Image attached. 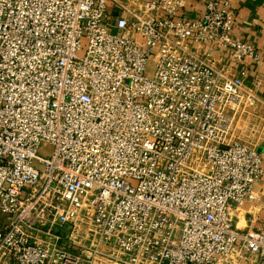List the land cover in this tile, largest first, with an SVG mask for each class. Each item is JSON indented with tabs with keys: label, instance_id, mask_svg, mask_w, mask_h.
<instances>
[{
	"label": "built area",
	"instance_id": "2783aa9c",
	"mask_svg": "<svg viewBox=\"0 0 264 264\" xmlns=\"http://www.w3.org/2000/svg\"><path fill=\"white\" fill-rule=\"evenodd\" d=\"M182 3L0 0V264H264L233 215L264 168L232 61L260 54L231 0Z\"/></svg>",
	"mask_w": 264,
	"mask_h": 264
},
{
	"label": "crops",
	"instance_id": "0c3cea01",
	"mask_svg": "<svg viewBox=\"0 0 264 264\" xmlns=\"http://www.w3.org/2000/svg\"><path fill=\"white\" fill-rule=\"evenodd\" d=\"M210 1L212 0H183L176 18L198 19ZM231 3L234 13L233 36L255 45L260 54L259 61L249 59L245 66L232 61L236 74L247 69L245 84L247 88L253 89L258 97L256 107L248 111L251 123L246 127L247 130L254 131L255 123L260 118L264 119V0H231ZM117 12L111 7L110 15L114 17ZM215 56L219 58L218 53ZM225 58L230 61L227 53ZM217 63L220 65L222 61L218 59ZM257 148L262 153L264 168V142L257 145ZM233 215L237 228L242 231L258 232L264 228V175L254 185L253 198L242 206L235 207Z\"/></svg>",
	"mask_w": 264,
	"mask_h": 264
},
{
	"label": "rangeland",
	"instance_id": "374dc122",
	"mask_svg": "<svg viewBox=\"0 0 264 264\" xmlns=\"http://www.w3.org/2000/svg\"><path fill=\"white\" fill-rule=\"evenodd\" d=\"M86 50V40H84V48L79 52L80 55H83ZM154 71V67H149V75H152V72ZM250 113L248 111H241L239 113V116L236 119L234 131L235 136H238L240 139L245 141L246 143H249L251 146L257 147V145L264 142V119H259L257 123H255L254 127L255 130H247L246 127L248 124L251 123V120L249 118ZM254 124V123H253ZM253 127V126H251ZM53 150L52 147L48 148H42L40 153L41 155H46ZM4 219V215L0 216V220ZM70 230L69 226L64 230L65 236L68 234V231Z\"/></svg>",
	"mask_w": 264,
	"mask_h": 264
}]
</instances>
